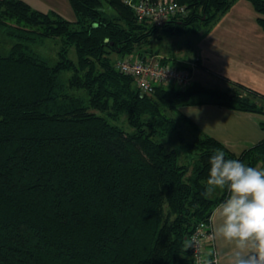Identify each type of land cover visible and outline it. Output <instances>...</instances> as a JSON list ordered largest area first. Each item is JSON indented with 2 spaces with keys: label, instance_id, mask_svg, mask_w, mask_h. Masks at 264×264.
Masks as SVG:
<instances>
[{
  "label": "trees",
  "instance_id": "trees-1",
  "mask_svg": "<svg viewBox=\"0 0 264 264\" xmlns=\"http://www.w3.org/2000/svg\"><path fill=\"white\" fill-rule=\"evenodd\" d=\"M67 1L74 21L0 0V30L14 40L0 54V264H190L185 241L228 196L202 195L209 158L222 150L264 167V139L236 155L179 108L264 115V96L194 81L143 93L113 56L158 55L159 30L208 32L237 0H175L185 12L159 24L124 0ZM248 1L264 32V0ZM48 38L59 41L53 64L32 49ZM172 114L193 129L188 142ZM123 115L126 129L113 123Z\"/></svg>",
  "mask_w": 264,
  "mask_h": 264
},
{
  "label": "crops",
  "instance_id": "crops-1",
  "mask_svg": "<svg viewBox=\"0 0 264 264\" xmlns=\"http://www.w3.org/2000/svg\"><path fill=\"white\" fill-rule=\"evenodd\" d=\"M24 1L35 8L33 0ZM256 17L248 0H237L208 32L198 31L197 49L193 55L177 58L168 53L166 56L175 59L179 65L191 60L198 62L191 82L223 89L238 83L264 96V32ZM157 56L166 57L160 53ZM168 61L172 63L170 59ZM181 110L202 132L223 143L236 155L264 139V130L260 126V122H264L263 114L212 104L184 106ZM221 222L216 207L211 215L212 232ZM236 246L237 242L213 234L212 243L206 246V254L210 256L213 251L216 264H230ZM250 250H253L251 242L241 249L244 252Z\"/></svg>",
  "mask_w": 264,
  "mask_h": 264
},
{
  "label": "clouds",
  "instance_id": "clouds-1",
  "mask_svg": "<svg viewBox=\"0 0 264 264\" xmlns=\"http://www.w3.org/2000/svg\"><path fill=\"white\" fill-rule=\"evenodd\" d=\"M190 114V113H189ZM205 192L226 189L227 198L217 206L222 222L214 236L237 242L230 264H264V167H250L237 159H227L222 150L209 158ZM196 237L185 241V250L193 247ZM248 242L253 250L241 251Z\"/></svg>",
  "mask_w": 264,
  "mask_h": 264
},
{
  "label": "built area",
  "instance_id": "built-area-1",
  "mask_svg": "<svg viewBox=\"0 0 264 264\" xmlns=\"http://www.w3.org/2000/svg\"><path fill=\"white\" fill-rule=\"evenodd\" d=\"M139 19L159 24L177 13H184V6L175 0H124ZM162 58L153 55L145 59L126 56L116 61L115 67L122 73L131 75L136 86L143 93H151L157 85H175L186 87L191 83L192 73L187 68H177L171 63H163ZM196 237V242L191 249L190 264H216L215 254H206L207 244L213 240L211 218L207 222L199 223L191 237Z\"/></svg>",
  "mask_w": 264,
  "mask_h": 264
},
{
  "label": "rangeland",
  "instance_id": "rangeland-1",
  "mask_svg": "<svg viewBox=\"0 0 264 264\" xmlns=\"http://www.w3.org/2000/svg\"><path fill=\"white\" fill-rule=\"evenodd\" d=\"M33 6L41 10L43 12L47 11H55L61 16H63L65 19L74 21L75 17L73 14V11L68 3L67 0H33ZM39 7V8H37ZM158 34L161 35V39L155 38L153 39L151 45L153 48L159 49V53L161 55H168V53L173 54L177 58H181L185 55V57H190L193 55L196 51V38L200 34L198 31H193L191 29H188L186 33L183 34H171V35H164L161 30L158 31ZM13 39L7 36L5 33H3L0 30V54L5 55L8 53V50L13 43ZM32 49L42 56L44 59H46L50 64H53L56 61L57 58V52L59 50V41L58 39H44L39 43L33 44ZM170 51V52H168ZM68 57L71 59H75V52L74 49L71 48L68 51ZM113 58L117 61L119 58L118 56H113ZM138 58V57H136ZM165 58H168L172 61L171 58L166 56ZM176 61L175 59H173ZM179 62V61H178ZM171 63V62H169ZM172 65L176 66L177 68H187L184 66H188V70L190 71V74L193 72L195 69L198 68V62L197 61H187L183 62L182 65H179V63H171ZM68 76L67 73H63L61 75V78L63 80L66 79ZM193 79V77H192ZM175 86V85H171ZM188 86V85H187ZM208 87V86H207ZM80 92H78L79 94ZM182 107L179 108V112L183 115V111L181 110ZM177 120L178 123V129L180 130V135L183 138V141H189L192 139L193 129L182 119H180L179 115L177 114H172ZM187 117V116H186ZM188 118V117H187ZM191 120V119H190ZM192 121V120H191ZM193 122V121H192ZM116 123L117 125L123 127L124 129L127 128L126 122H125V115H123L119 121L113 122ZM194 123V122H193ZM195 124V123H194ZM201 130V129H200ZM202 131V130H201ZM164 143L167 146H170L171 143L173 142L172 139L169 140L167 138L163 139Z\"/></svg>",
  "mask_w": 264,
  "mask_h": 264
}]
</instances>
